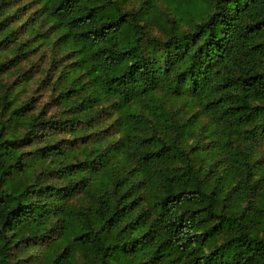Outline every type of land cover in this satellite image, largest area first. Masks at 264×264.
<instances>
[{
	"label": "trees",
	"instance_id": "obj_1",
	"mask_svg": "<svg viewBox=\"0 0 264 264\" xmlns=\"http://www.w3.org/2000/svg\"><path fill=\"white\" fill-rule=\"evenodd\" d=\"M262 146L264 0H0V264H264Z\"/></svg>",
	"mask_w": 264,
	"mask_h": 264
},
{
	"label": "rangeland",
	"instance_id": "obj_2",
	"mask_svg": "<svg viewBox=\"0 0 264 264\" xmlns=\"http://www.w3.org/2000/svg\"><path fill=\"white\" fill-rule=\"evenodd\" d=\"M127 6H131V3H128ZM264 148V146H262Z\"/></svg>",
	"mask_w": 264,
	"mask_h": 264
}]
</instances>
